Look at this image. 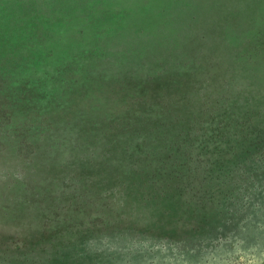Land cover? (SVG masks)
<instances>
[{
  "label": "rangeland",
  "instance_id": "1",
  "mask_svg": "<svg viewBox=\"0 0 264 264\" xmlns=\"http://www.w3.org/2000/svg\"><path fill=\"white\" fill-rule=\"evenodd\" d=\"M0 264H264V0H0Z\"/></svg>",
  "mask_w": 264,
  "mask_h": 264
}]
</instances>
